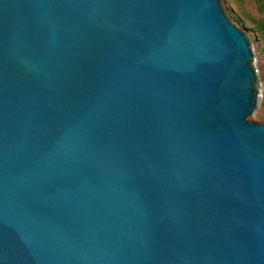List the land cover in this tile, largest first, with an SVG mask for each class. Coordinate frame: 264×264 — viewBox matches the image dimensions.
<instances>
[{
  "label": "water",
  "instance_id": "95a60500",
  "mask_svg": "<svg viewBox=\"0 0 264 264\" xmlns=\"http://www.w3.org/2000/svg\"><path fill=\"white\" fill-rule=\"evenodd\" d=\"M255 60L220 0H0V264H264Z\"/></svg>",
  "mask_w": 264,
  "mask_h": 264
},
{
  "label": "rangeland",
  "instance_id": "374dc122",
  "mask_svg": "<svg viewBox=\"0 0 264 264\" xmlns=\"http://www.w3.org/2000/svg\"><path fill=\"white\" fill-rule=\"evenodd\" d=\"M220 2L228 18L247 34L252 45L262 93L255 114L251 119L248 116L247 120L261 123L264 121V37L256 26L257 22L264 18V13L260 11L258 0H220Z\"/></svg>",
  "mask_w": 264,
  "mask_h": 264
},
{
  "label": "trees",
  "instance_id": "16d2710c",
  "mask_svg": "<svg viewBox=\"0 0 264 264\" xmlns=\"http://www.w3.org/2000/svg\"><path fill=\"white\" fill-rule=\"evenodd\" d=\"M258 1H259L260 11L264 13V0H258ZM256 28L258 29V31L260 32V34L264 37V18L263 19H260L257 22Z\"/></svg>",
  "mask_w": 264,
  "mask_h": 264
}]
</instances>
